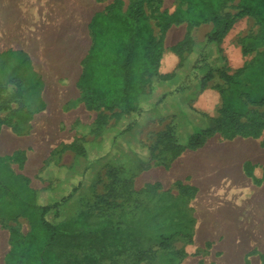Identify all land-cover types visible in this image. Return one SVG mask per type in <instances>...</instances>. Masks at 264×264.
Masks as SVG:
<instances>
[{
    "label": "rangeland",
    "instance_id": "obj_1",
    "mask_svg": "<svg viewBox=\"0 0 264 264\" xmlns=\"http://www.w3.org/2000/svg\"><path fill=\"white\" fill-rule=\"evenodd\" d=\"M4 1L6 8L0 16L16 13L14 22L31 18V23L23 26L26 42L45 41L48 36L52 45L40 51L42 59L41 46L29 49L23 39L19 40L22 22L10 29L11 19L0 22V264L8 263L14 244L28 247L38 223L30 190L38 192L37 203L43 206L69 197L57 215L49 216L55 222L76 221L86 211L100 218H116L119 213L108 209L102 200L113 205L128 203L131 209H151L157 195L186 197L196 222L192 241L177 239L166 248L155 247L139 264H262L264 106L249 103L252 91L247 86L232 89L215 76L198 91L197 79L202 73L189 77L212 22L191 25L183 21L171 26L159 72L162 77L178 73L179 78L171 84L150 82L146 86L150 94L140 101L144 113L138 118L116 107L89 110L78 86L92 47L91 20L107 13L116 0H78V10L71 6L74 0H64L71 8L62 13L58 28L52 27L50 34L44 29L45 21L57 23V19L45 20L47 13L42 7L61 0H14L13 6L21 8L16 11H10V0ZM119 1L123 12L131 2L142 1L157 38L168 15L187 9L186 1L180 0ZM242 4L243 0H222L219 17L233 16ZM77 12L82 20L79 34L74 30ZM261 22L264 24L263 16ZM252 24L251 18L242 20L223 47L211 48L213 67L225 66L231 75L247 79L249 66L263 51L250 50L259 37ZM66 68L68 72L63 70ZM180 86L189 88L176 92ZM232 91L248 104V114L239 119L248 129L237 133L228 129L210 138L201 149L178 151L175 144L185 145L195 128H204L211 120L229 119L224 100ZM165 94L168 98L156 111L153 105ZM130 125L132 130H127ZM164 134L168 137L163 138ZM78 147L86 151L85 158L77 156ZM208 147H216L223 156L247 149L230 176L236 181L233 188L216 186L213 190L216 175H209L206 166L198 165L191 177L183 179L186 163H207L203 155ZM194 175L207 176L200 188L192 185ZM213 192L223 195L214 196ZM9 194L26 198L30 205H21ZM213 198H219V204L212 203ZM220 198L225 200L221 203ZM65 254L76 264H112L103 259V252L89 247H72ZM116 264L133 261L124 251Z\"/></svg>",
    "mask_w": 264,
    "mask_h": 264
},
{
    "label": "trees",
    "instance_id": "obj_2",
    "mask_svg": "<svg viewBox=\"0 0 264 264\" xmlns=\"http://www.w3.org/2000/svg\"><path fill=\"white\" fill-rule=\"evenodd\" d=\"M180 1H186V12L176 10L168 15L159 26L160 38L154 34L142 1L131 2L123 12L120 1L116 0L107 13L93 17L90 23L92 47L78 82L89 110H99L105 106L116 107L125 114L139 118L145 108L140 101L150 94L146 92V86L150 82L162 80L170 81L169 84L176 83L178 73L162 77L159 70L168 30L172 25L183 21L191 25L212 22L200 56L190 70L189 77L192 79L196 78V72L202 73L197 79L198 91H203L206 84L217 76L232 89L247 86L252 91L249 103L264 106V52L249 66L246 80L231 75L225 66L213 67L209 56L212 47L222 45L236 20L258 14L264 17V0H243L242 7L236 14L222 18L219 17L222 0ZM250 50L253 51V47ZM182 86L176 92H184L189 88ZM167 96L168 94L163 95L153 105V108H157L156 111ZM224 110L228 114L227 121L211 120L206 127L195 128L185 145L178 143L175 148L178 151L198 150L210 138L225 130L232 129L237 133L248 129L247 125L239 122L240 117L248 114V104L239 99L237 92L232 91L225 97ZM132 126L127 130H132ZM165 137L168 134H164L163 138ZM76 151L79 158L86 157V151L82 147H78ZM129 182L126 180L125 184ZM75 192L76 189L73 193ZM28 194L35 201L31 204L38 212V223L32 229L28 247L17 244L12 246L7 264H76L65 253L77 246L103 252V259L112 264H116L118 256L126 251L133 264H139L150 256L155 247L166 248L177 239L189 242L193 239L196 222L186 197L157 195L151 209L145 206L131 209L128 203L113 205L102 200L108 209L119 213L116 218L108 215L100 218L93 212L86 211L76 221L55 222L49 216L57 215L69 197L59 203L43 206L37 203L38 192L30 190ZM9 195L21 205H30L26 198Z\"/></svg>",
    "mask_w": 264,
    "mask_h": 264
},
{
    "label": "bare ground",
    "instance_id": "obj_3",
    "mask_svg": "<svg viewBox=\"0 0 264 264\" xmlns=\"http://www.w3.org/2000/svg\"><path fill=\"white\" fill-rule=\"evenodd\" d=\"M1 1H3L4 3H6L4 0H1ZM7 3H9V2H7ZM71 6L74 7V8H76V10H78V7H79L78 0L72 1L71 2ZM71 6L67 5V1L64 2V0H61V2L58 3L57 5L56 4L53 5L52 3L51 4H48V5L47 4L46 5H43L42 8L44 9L45 13H47L45 20H50L52 17H56V19H57V23L56 22H53V21H45L44 29H49L50 30L49 31V34L51 33V28L52 27L58 28V22L61 21L62 13L64 11H66L67 9L69 10V8H71ZM16 9H21V8L20 7L19 8L16 7ZM80 16L81 15L79 13L76 15V17H75L76 20H75V25H74V27H75L74 30L78 34L80 33L81 24H82V20H81ZM1 21H3V19H1L0 22ZM30 21H31V18H27V20L26 19L25 20H18V21L15 20V22L11 19L9 21V23H8V25H9L8 29H10V27H12V25H16V22L18 23V26L20 25V22H22V24L20 25L21 28H19L20 35H21V38H19V40H22L23 39L24 40V43L28 45V48L29 49H33L35 46H36L35 48H37L38 46H41V48L39 49V55L43 59V54L40 51L43 52V51L46 50V47L48 45H52L51 37H48L47 36L45 38V41H39V42L27 41L26 42V39L23 36V35L26 34V32L23 29V26H24V23L27 24V25L29 23H31ZM22 32H24V34H22ZM44 58H45V62L49 65L50 63H49L48 58L46 57V55H44ZM68 68L63 69V70L65 72H68L69 71ZM220 147L221 146H219V148ZM223 147H225V146H223ZM214 148H216V147H214ZM214 148L208 147L207 150H206V152L204 151L205 153L203 155V157L206 158V160L209 161V163L207 161L208 164L204 161L207 164V165H204L203 164L204 166L207 167V168L205 167L206 168L205 170L209 173V175H216L215 181L213 182V185H212V189L215 190L216 186L217 187L222 186L224 188H233L234 185H235V183H236V181H233V178H230V176L231 175H234V169H235V167L237 165V162L239 161V159L243 155L246 154L247 149H244L243 151L239 150L241 152L238 151V153L236 152V154L224 155L223 156V155H220L222 151L220 152L219 149H214ZM228 148H229V146H228ZM220 149H222V148H220ZM213 194H214V196H217V195H219L221 193L213 192ZM221 195H223V194H221ZM233 198L235 200L239 201V199L236 198L235 196ZM220 199H221L220 200L221 203L225 200V199H222V198H220ZM212 203L219 204V198H213L212 199ZM236 218H238V217H236Z\"/></svg>",
    "mask_w": 264,
    "mask_h": 264
},
{
    "label": "crops",
    "instance_id": "obj_4",
    "mask_svg": "<svg viewBox=\"0 0 264 264\" xmlns=\"http://www.w3.org/2000/svg\"><path fill=\"white\" fill-rule=\"evenodd\" d=\"M9 3L12 4V6L9 8L10 11H16V7L13 6L16 2L14 0H10ZM8 4V3H7ZM6 8V3H4L3 1L0 0V11L4 12ZM18 10V9H17ZM9 11V13H10ZM16 16V13L13 15V16H10L9 14H4L2 16H0V20L1 19H5V18H8V19H12V18H15ZM260 14L258 15H254V16H244L238 20H236L234 26L232 27V29L230 30V32L224 37L223 39V42H222V47L225 45V42L227 40V38L229 37V35L231 34V32H233V30L235 29V27L239 24V22H241L242 20H245L247 18H251L253 24H252V31L256 32V35L255 36H259L256 40V42L254 43L255 45H253V53H255L256 51H259L260 49H263V51H261L262 53L264 52V24L261 22L260 20ZM211 30V28H210ZM209 30V31H210ZM237 44H239L237 42ZM240 45V44H239ZM3 47L1 46L0 49H2ZM240 48H243L242 44L240 45ZM244 50V48H243ZM3 50H0V52H2ZM1 142V141H0ZM0 148H1V145H0ZM205 162H197V160H195L194 162H188L185 164V167H184V171L182 174H186V175H182L184 176L183 179H188V177H191V175L194 174V169L200 165L201 167L206 165V163L204 164ZM204 164V165H203ZM203 168V167H202ZM172 170H173V167H172ZM193 183H192V180L190 181L192 183L193 186L195 187H198L200 188L201 186H203V182L202 181H205L207 180V176L206 175H194V179H193ZM209 180H212V176Z\"/></svg>",
    "mask_w": 264,
    "mask_h": 264
}]
</instances>
